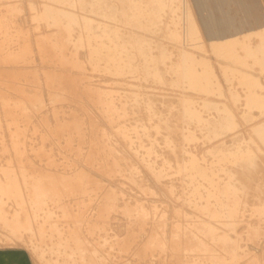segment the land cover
Masks as SVG:
<instances>
[{
  "label": "bare ground",
  "instance_id": "bare-ground-1",
  "mask_svg": "<svg viewBox=\"0 0 264 264\" xmlns=\"http://www.w3.org/2000/svg\"><path fill=\"white\" fill-rule=\"evenodd\" d=\"M182 1L40 0L38 7L36 2H29V7L32 10L36 9L29 15L32 20L38 21L37 23L34 22L35 25L32 24L33 35L38 43H45V37L57 33L58 35L55 36L53 43H50L51 45L60 47L62 52L70 55L76 66H79V61L73 59L75 54L86 55L90 62V69L104 73L105 83H95L94 79H91L95 76L94 74L76 72L74 76L67 78V81L71 82L66 84V87H71L72 82H74L75 85H80L85 91L88 88L92 93H96V99L101 102L102 111L109 113L110 121L114 123L113 128L116 135L124 142L125 147L132 155L136 156L137 154L139 162L144 166L145 171L151 174L157 185L169 187V191L172 192L173 196L178 197L172 179L177 174H185L190 186L186 201L195 205L198 210L206 213L212 219L210 224L205 225V228L207 231H213L215 230L212 224L214 220L222 217L233 219L241 211V204L235 198V195L246 186V181L235 182L231 169L237 168V173L242 178L250 179L261 164L258 162V154L252 146L242 151H223L219 159L213 160L211 165L205 163L206 158L200 157L195 151L185 150L186 155L181 157L177 154L178 148L172 139V134L179 129V125L178 122H174L175 120L172 119L183 114L198 123H206L209 133H217L218 130L236 127L238 114L228 104L208 97H205L204 102L201 104L205 108H212L219 112L215 120L204 119L198 108L194 106L193 99L186 97H180L177 100L175 98L176 101L164 99L165 109L159 110L156 106L155 95L138 90V85L129 79L151 80L159 85L180 86L186 84L189 89L199 90L208 95L218 92L223 93L214 65L207 57H199L195 54L197 51L206 50L204 42L198 36V25L194 26L195 30L186 33L175 28L180 22L175 23L172 27V25L165 22L167 20H164L165 15L170 14L168 11H172L173 20L179 16L177 8L182 7H180ZM202 3L203 8L209 5L207 0H203ZM6 9L16 13V8L8 7ZM215 11L210 10L208 14L210 20L209 35L214 50L222 56L220 57L221 61L218 62H220L221 68L224 69L228 80L231 77L230 75L233 74L237 76L236 78L239 79L240 83L246 85L249 89L247 106L249 108L256 106L264 110V94L257 92L258 88L263 86L259 79L251 73L252 71L247 69L248 67L245 66L247 63L244 59L237 55L236 44L239 40L233 34L229 36L226 31L229 27L231 28L232 21L228 17L218 16ZM180 19L181 17H178V20ZM3 22L4 18H1V23ZM236 24L238 23L236 22ZM41 25L46 27L44 33L38 31ZM163 26L168 28L164 34L166 38L176 39L184 46H186L184 43L188 46L187 49H181L180 44L177 42L175 45L178 46L180 52L177 57H174V51H172L174 49L165 48L161 46L160 42L149 37L152 33H157L161 27L163 29ZM125 27L130 29H125ZM50 28H53V30H50ZM242 31L244 32V30ZM183 35H186L187 39L184 40ZM160 41L164 44L162 39ZM168 42L170 43V41ZM81 46L86 47L84 52L78 51ZM250 60L252 59L250 58ZM168 72L175 75H173L172 80L167 78ZM11 85L10 81L3 82L1 91L11 87ZM60 94L55 93L47 99H41L37 90L18 87L16 93L11 96L0 95V106L8 109L12 117L7 120V123L12 121L15 124V127L10 128L9 144L11 154L6 156L7 160L10 161L0 162V219L4 221L7 227H10L11 236L15 241H23L25 233H36L43 241L46 240V237L52 239V242L49 243L51 244L50 247H44L38 242H31V240L30 242H24V244L20 242H11L10 245L6 246L0 244V264H134L136 259L135 257H133L134 259L131 258L133 255L130 259L127 258L128 254L124 255L126 250L133 246L134 238L132 235H135L133 232L132 235H129L130 232H122V234L117 232H87V224L82 226L80 223L79 214H85L84 212L87 210V165L80 169L67 170L66 165H63L61 160L51 157L47 151H43L34 144H30L27 148V157H22L25 150L20 147V129L22 125H30L31 118L37 115L35 111L41 113L46 107L53 109L55 130L61 136H63L62 133H66L67 138L65 137L62 142L63 147L69 148L75 153L87 145V143L83 144L86 138L78 121L76 109L74 117L68 116V113L73 115V110L69 112V108L61 111V119L58 117L56 111L58 105L53 106V103ZM71 97V94H65L63 99H71ZM139 107L144 108L143 117L136 116ZM130 115L133 118L128 122L127 118ZM247 115L254 116L252 112L247 113ZM1 125L2 121L0 120ZM163 130H165V134L162 136L163 143L172 149L176 158L175 163H173L171 155H160L157 149L159 141L156 135L162 133ZM29 131L32 133L31 129ZM260 138L264 140V135L262 134ZM108 148L110 151V154L107 153L109 160L106 161V164L108 166L103 167L105 165H102L99 168H102V170H117L122 165L119 162L120 159L124 157L114 145H110ZM212 150L213 147H210L207 151ZM38 155L42 156L43 164L47 169L46 178L39 175V179L42 180L41 184L29 185L30 179L33 178V173L30 172L35 169V157ZM160 157H162V161L159 164L157 160ZM85 160L87 163V159ZM258 163L260 164L258 165ZM126 167H128V176L131 178L139 177V171L135 165L126 164ZM53 170L62 173L57 174V178H54L55 181L52 182L47 179H52L55 176H49V174H53ZM221 172H225L227 177L221 179ZM257 187L260 188L261 184L258 183ZM162 189L164 188L162 187ZM48 193L52 197L57 195V198H61L63 195L66 196V204L69 206V218H66L67 222H65V218L62 220L65 227H62V221L60 222L58 218L53 217V212L50 214L47 212L42 218L38 217L37 208H39L42 199ZM124 199L123 196L122 201ZM47 201L54 202L57 199L49 200L48 197ZM75 206L77 207L75 208ZM256 209L263 211L264 206L259 203ZM125 210L130 211L129 204L126 205ZM139 213L142 217H146L143 208L140 209ZM85 218H87V215ZM31 221L34 222V226L30 228L28 223ZM79 226H82L86 232H77ZM172 226L175 232V240H178L179 237L181 240L192 241L193 244L188 247L193 245L200 250H209L208 244L205 245V243L198 241V237L190 234L189 228L184 226L183 223L174 222ZM87 233L91 237H87ZM212 238L217 246L224 247L222 243L229 239V234L227 232L215 233ZM143 247L145 249L152 250L156 248L161 250L167 247V243L160 237V234L154 233L150 235ZM236 249L237 247L234 244L229 246V250L232 252ZM146 252L145 250L144 253L146 254ZM116 253L119 259L117 263H114L113 257ZM135 253L137 255L139 251L136 250ZM125 256L126 259H124ZM203 256L211 257L209 254ZM216 257L219 259L218 256ZM222 261V264H233V261L226 258ZM191 264L200 263L195 260Z\"/></svg>",
  "mask_w": 264,
  "mask_h": 264
},
{
  "label": "rangeland",
  "instance_id": "rangeland-1",
  "mask_svg": "<svg viewBox=\"0 0 264 264\" xmlns=\"http://www.w3.org/2000/svg\"><path fill=\"white\" fill-rule=\"evenodd\" d=\"M31 1L36 2L38 7L40 0H0V95L11 96L16 93L18 87L37 90L41 99H47L50 95L61 93L53 103V106L58 105L56 108L58 117L62 118L61 111L66 108H69V112L73 110V115L68 113V116L74 117L76 109L78 121L86 138L83 144L87 143V145L82 147V150L76 151L75 154L69 148L63 147L62 142L65 137L67 138L65 136L66 133H62L63 136H61L55 130L53 109L48 107L42 110L41 113L35 111L37 115L31 118L32 122L29 126L22 125L20 129V147L25 150L22 157L26 158L27 148L30 144H34L43 151H47L51 157L61 160L63 165H66L67 170L80 169L87 165V210L84 212L85 214H79L82 226L87 224V232H117L119 234L130 232L129 235H132L133 232L135 234L132 235L134 238L133 248L127 249L124 255L128 254L127 258L129 259L133 255L131 258L135 257L136 259L134 264H191L195 260H198L200 264H222L221 262H223L224 258L233 261V264H264V210L259 211L256 209L259 203L264 206V140L260 138L262 134L264 135V110L256 106L249 108L247 106L249 89H247L246 85L240 83L239 79L236 78L237 76L231 74L232 78L230 77L229 80L226 77L224 69L221 68L222 66L218 62L221 61L220 57L222 56L212 46L208 16L210 10H216L215 13L218 16L228 17L232 21V24H230L231 28L229 27L226 31L229 36L233 34L239 40L236 44L237 55L244 59L247 63L245 65L248 67L247 69L252 71L251 73L261 82L263 87H259L257 92L264 94V0H207L209 5L205 8H203V0H183L180 4V7H182L177 8L178 17H181L180 20H178V17H176V21L172 19L174 16L172 11H168L169 15L172 14L170 17L169 15L164 17V20H167L165 22L172 25V27H174L175 23L180 22L179 27L176 25L177 27L175 28H178L181 32L188 33L191 30H195L194 26L198 25V36L204 42L206 50L197 51L195 54L199 57H207L214 65L215 72L221 82L222 94L218 92L208 95L199 90L189 89L186 84H181L180 86L171 84L159 85L151 80L129 78L133 80L134 84L138 85V90L155 95L156 106L159 110L165 109L164 99L172 101L175 98L177 100L180 97H186L193 99L194 106L198 108L204 119L215 120L219 112L212 108H205L201 104L204 102V98L208 97L228 104L238 114L236 127L218 130L217 133H209L206 123H198L183 114L172 119L175 120L174 122H178L179 125V129L172 134V139L174 144L177 145V154L181 155V157L186 155L185 150L195 151L200 157L206 158L205 163L211 165L213 160L219 159L223 151H242L252 146L258 154V162L261 164L258 163V165L260 164L259 168L251 175L250 179L242 178L237 173V168L231 169L235 182L246 181V186L235 195V198L241 204V211L233 219L222 217L214 220L212 224L215 230L213 231H207L205 228V225L210 224L212 219L206 213L198 210L195 205L186 201L189 196L190 186L185 174H177L172 179L175 183L178 197L173 196L172 192L169 191V187L157 185L151 174L145 171L144 166L139 162L137 154L136 156L132 155L128 148L125 147L124 142L116 135L113 128L114 123L110 121L109 113L102 111L101 102L97 101L96 93H92L88 88L85 91L80 85H75L74 82H72L71 87H66V84L71 82H68L67 78L74 76L76 72L94 74L95 76L91 79H94L95 83L104 82L105 75L100 71L95 72L90 69V62L86 55L75 54L73 59L79 61V66H76L70 55L62 52L60 47L51 45L50 43H53L55 36L58 35L57 33L45 37V43H38L32 30V24L38 21L32 20L29 15L36 10H32L29 7V2ZM8 7L16 8L15 12L17 14L7 10L6 8ZM182 8L183 10L181 11ZM1 18H4L3 23H1ZM235 18L238 19L236 20ZM165 26H163V29L161 27L158 30V34L152 33L151 36H148L152 37L151 39L154 41L160 42L161 46L174 49L172 50L174 51V57H177L180 52L175 44L178 42L181 49H187L186 47L188 46L186 43H184L186 45L184 46L183 43L181 44L176 39L166 38L164 34L168 28ZM125 29L130 28L125 27ZM50 30H53V28H50ZM38 31L44 33L46 27L41 25ZM238 35L242 38H239ZM183 38L185 40L187 36L183 35ZM161 39L164 44L160 41ZM85 49V46H81L78 51L84 52ZM167 75L170 80L175 76L170 72ZM87 80L89 81V79ZM6 81H10L12 85L1 91V84ZM243 93L244 95H242ZM65 94H71V99H63ZM251 112L254 116L247 115V113ZM136 116H144L143 107L138 108ZM11 118L10 111L0 106V120L2 121L0 126V162L10 161L6 157L11 154L9 144L10 128L15 127L12 121L7 123V120ZM132 118V115H130L127 118L128 122ZM29 129H31L32 133H30ZM163 134H165V130L156 135L159 141L157 149L160 155H171L170 157L175 163L176 158L172 149L163 143ZM143 139L145 140L146 138L144 137ZM110 145H114L121 152L124 158L120 159L119 162L122 165L117 170H102L99 166H108L106 161L109 160L107 153L110 154L108 148ZM210 147H213V150L207 151ZM162 157L157 160L159 164L162 161ZM85 159H87V163ZM13 161L15 162V160ZM35 163V169L30 172L33 173V178L30 179L29 185H40L42 180L39 179V175L46 178L47 169L43 164L41 155L35 157ZM126 164L135 165L138 168L139 177H135V179L128 176L129 172ZM59 166L61 165L59 164ZM61 173L53 170V174L51 173L49 176H55L47 180L53 182L55 181L54 178H57V174ZM226 177V173L221 172V179ZM258 183L261 184L260 188L257 187ZM123 196L125 201H122ZM48 197L49 200L57 199V201H47ZM42 200L39 208H37L39 218H42L47 212L49 214L53 212L54 218H58L60 222L65 218L64 220L67 222L69 206L66 204L65 195L57 198V195L52 197L48 193ZM127 204H129L130 208L128 212V208L125 210ZM141 208L145 210L146 217H142L139 213ZM86 215L87 218H85ZM206 219L208 221H205ZM174 222L183 223L184 226L189 228L190 234L198 237V241L205 243V245L208 244L209 250H200L193 245L188 247L193 244L192 241L181 240L179 237L177 238L178 240H175V232L172 226ZM28 225L31 228V226H34V222L31 221ZM61 225L65 227L63 221ZM82 226H79L77 232H86ZM224 232L229 234V239L222 243L224 247L217 246L212 238L213 234ZM154 233L160 234V237L167 243L166 248L161 250L153 248L151 250L143 247L150 235ZM87 237H91L89 233H87ZM23 238H25L23 241H19L21 244L31 240V242H38L44 247H50L51 244L49 243L52 242L50 237H46L44 241L41 240L36 233H25ZM11 242L19 243L13 240L10 227H7L4 221L0 219V244L6 246L10 245ZM233 244L237 247L234 252L229 250V246ZM186 247L188 248L186 249ZM136 250L139 251L137 255L135 253ZM145 250L147 251L146 254L144 253ZM206 254L211 257H204L203 255ZM113 259L114 263H117L119 259L117 253L114 254ZM124 259H126V256Z\"/></svg>",
  "mask_w": 264,
  "mask_h": 264
}]
</instances>
